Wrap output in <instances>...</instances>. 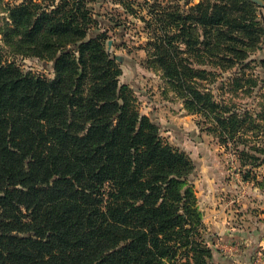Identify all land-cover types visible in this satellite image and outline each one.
Wrapping results in <instances>:
<instances>
[{
    "label": "trees",
    "instance_id": "trees-1",
    "mask_svg": "<svg viewBox=\"0 0 264 264\" xmlns=\"http://www.w3.org/2000/svg\"><path fill=\"white\" fill-rule=\"evenodd\" d=\"M95 1L0 0L5 45L54 70L24 71L0 54V264H210L188 184L194 164L139 111L106 33L89 37ZM256 7L155 0L145 43L185 107L252 166L264 162V124L216 100L202 82L212 72L195 63L245 66L264 42Z\"/></svg>",
    "mask_w": 264,
    "mask_h": 264
},
{
    "label": "rangeland",
    "instance_id": "rangeland-1",
    "mask_svg": "<svg viewBox=\"0 0 264 264\" xmlns=\"http://www.w3.org/2000/svg\"><path fill=\"white\" fill-rule=\"evenodd\" d=\"M154 1L96 0L93 7L97 24L89 37L106 33V49L116 56L122 70L120 82L130 89L139 111L157 125L165 141L192 160L194 171L188 184L197 199L204 240L212 251L210 264H264V162L242 165L235 150L222 145L206 129L203 119L185 107L160 68L147 60L145 43L151 31L146 21L150 18L148 6ZM198 1L177 3L188 10ZM4 7L0 6V26L6 20ZM256 8L264 17V8ZM256 46L248 48L251 51L245 66L221 70L195 63V67L212 72L204 73L207 79L202 82L216 100H224L238 110H250L257 123L264 124V115L260 114L264 104V42L260 39ZM0 54L24 71L54 75L52 61L17 54L5 45L1 34ZM249 141L250 147L257 143L253 138Z\"/></svg>",
    "mask_w": 264,
    "mask_h": 264
},
{
    "label": "water",
    "instance_id": "water-1",
    "mask_svg": "<svg viewBox=\"0 0 264 264\" xmlns=\"http://www.w3.org/2000/svg\"><path fill=\"white\" fill-rule=\"evenodd\" d=\"M253 3H256L257 5L261 6L262 8H264V0H249Z\"/></svg>",
    "mask_w": 264,
    "mask_h": 264
}]
</instances>
